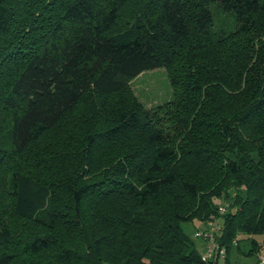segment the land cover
Masks as SVG:
<instances>
[{
	"label": "trees",
	"instance_id": "trees-1",
	"mask_svg": "<svg viewBox=\"0 0 264 264\" xmlns=\"http://www.w3.org/2000/svg\"><path fill=\"white\" fill-rule=\"evenodd\" d=\"M156 68L173 98L145 108ZM193 220L207 264H257L264 0H0V264H204Z\"/></svg>",
	"mask_w": 264,
	"mask_h": 264
},
{
	"label": "rangeland",
	"instance_id": "rangeland-1",
	"mask_svg": "<svg viewBox=\"0 0 264 264\" xmlns=\"http://www.w3.org/2000/svg\"><path fill=\"white\" fill-rule=\"evenodd\" d=\"M211 4L213 14V24L216 31H226L232 29L234 23L231 17L216 6ZM132 93L142 103L145 108H153L162 105L173 98L172 88L164 68H156L153 70L143 71L129 83ZM218 206H225L227 201L217 200ZM204 224L193 220L190 222H182L183 232L193 239L198 253L202 256L206 253V242L195 236L197 231L204 229ZM247 245H241V252L232 256V264H255L256 257L246 256L243 252L247 251Z\"/></svg>",
	"mask_w": 264,
	"mask_h": 264
},
{
	"label": "built area",
	"instance_id": "built-area-1",
	"mask_svg": "<svg viewBox=\"0 0 264 264\" xmlns=\"http://www.w3.org/2000/svg\"><path fill=\"white\" fill-rule=\"evenodd\" d=\"M228 204V202H226ZM227 204L225 206H219V214H224L227 210ZM204 229L197 231L195 236L203 239L206 242V253L202 255V261L207 264L208 259L211 258L214 251L218 248L215 242V236L218 232V225L216 220H209L204 224ZM225 249L221 248L219 250V255L221 258L224 257ZM257 264H264V248L259 252L257 257Z\"/></svg>",
	"mask_w": 264,
	"mask_h": 264
}]
</instances>
